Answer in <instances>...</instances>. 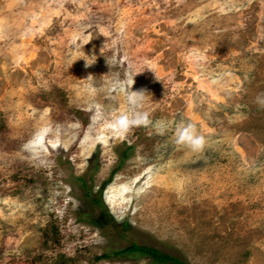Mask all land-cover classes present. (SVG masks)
Returning <instances> with one entry per match:
<instances>
[{
  "label": "rangeland",
  "instance_id": "obj_1",
  "mask_svg": "<svg viewBox=\"0 0 264 264\" xmlns=\"http://www.w3.org/2000/svg\"><path fill=\"white\" fill-rule=\"evenodd\" d=\"M129 63L152 123L125 131ZM257 96L264 0H0V264H264Z\"/></svg>",
  "mask_w": 264,
  "mask_h": 264
},
{
  "label": "clouds",
  "instance_id": "obj_2",
  "mask_svg": "<svg viewBox=\"0 0 264 264\" xmlns=\"http://www.w3.org/2000/svg\"><path fill=\"white\" fill-rule=\"evenodd\" d=\"M88 56V54L79 56L84 58L85 67L93 63L95 60H89L87 58ZM72 62L68 65V67L72 64ZM106 63L109 65V70H111L118 62L115 57H113L111 61L106 58ZM147 67L152 69L150 66ZM142 70H137L132 63H129L125 70L123 81H120L117 84L118 91L122 95L126 105V110L115 118V123L121 130L126 131L135 126H147L152 123L148 111L144 110V105L146 99L148 98V92L144 89L134 90L131 88L134 75ZM256 102L259 106L264 107V96H257ZM164 127L165 125L163 123L159 126L161 131H163ZM174 141L177 144L186 145L194 152L201 150L205 142L203 136L196 131L195 126L191 122H181L177 124L175 128Z\"/></svg>",
  "mask_w": 264,
  "mask_h": 264
},
{
  "label": "trees",
  "instance_id": "obj_3",
  "mask_svg": "<svg viewBox=\"0 0 264 264\" xmlns=\"http://www.w3.org/2000/svg\"><path fill=\"white\" fill-rule=\"evenodd\" d=\"M127 156H128V153L125 150H123L121 152V154H120V157H119L118 166L121 165L122 161ZM106 181H103V183L100 186V189H102V186L106 183ZM99 192H100V190H99ZM93 201L96 202V203H100L99 198H94ZM125 252H139V253L148 255L153 260H155L157 262H161V263L173 262V263H176V264H186L183 261L179 260L174 255H171L169 253H165V252L159 250L156 247L143 245V244H138L137 242H131L128 246L114 251L115 254H121V253H125ZM107 256H108V254L102 253V254H100L99 257H107Z\"/></svg>",
  "mask_w": 264,
  "mask_h": 264
}]
</instances>
